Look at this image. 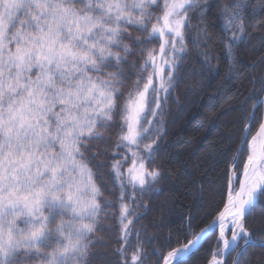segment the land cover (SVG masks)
I'll use <instances>...</instances> for the list:
<instances>
[{
	"label": "snow or ice",
	"instance_id": "6c2138e0",
	"mask_svg": "<svg viewBox=\"0 0 264 264\" xmlns=\"http://www.w3.org/2000/svg\"><path fill=\"white\" fill-rule=\"evenodd\" d=\"M201 4L164 0L161 17L160 0H0V264H94L95 234L109 217L117 246L105 264H187L211 235L206 264H227L233 252L232 264H258L264 229L250 231L246 220L264 200V98L255 94L233 109L235 149L212 182L219 199L203 219L194 225L189 216L181 233L150 252L144 245L156 238L141 241L146 229L130 227L144 197L160 191L162 129L194 9V47L207 31L211 5ZM260 15L264 5L249 11L244 0L221 8L230 71L249 30L264 29ZM258 83L264 93V79ZM98 156L112 161L111 188Z\"/></svg>",
	"mask_w": 264,
	"mask_h": 264
},
{
	"label": "trees",
	"instance_id": "16d2710c",
	"mask_svg": "<svg viewBox=\"0 0 264 264\" xmlns=\"http://www.w3.org/2000/svg\"><path fill=\"white\" fill-rule=\"evenodd\" d=\"M207 2L211 8L205 13L202 26H206L207 31L199 37L202 41L199 49L193 46L192 38L196 37V25L200 24L196 17L200 13L198 9L189 13L192 17V33L186 40L187 54L180 61L183 67L179 82L168 101L169 113L165 117L161 151L157 158V163L164 171L163 179L156 185L160 191L155 194L148 193L144 197L146 208L139 209V220L131 217L133 225L130 227H134L137 232L141 228L146 229L139 237L141 241L156 238L151 244L144 245L148 252L152 246L159 247L157 240L164 241L170 234L175 238L181 233L189 216L194 218V225L198 224L210 210L213 199H219V183L212 182L222 175L224 167L228 165L229 149H235L234 118L237 112L233 109L250 94L263 97L258 81L264 79V29L257 27L249 30L243 43L236 49V67L230 71V64L224 53L226 37L221 32V21H226L227 18H221L220 12L232 0ZM244 2L247 3L249 11L264 5V0ZM160 13L161 8L156 15ZM258 20L264 22V15H260ZM133 35L140 38L145 36L141 32H133ZM199 53H206L207 56ZM206 64L211 67L212 72L208 71ZM93 144L104 147V144L96 141ZM108 149L109 155L115 151L114 137ZM95 150L94 147L93 151ZM96 162L105 164L103 183L111 188V169L107 165L112 161L108 157L98 156ZM115 193L116 190L112 189V195L106 193L105 198L114 200ZM109 211L118 215V209ZM246 220L250 231L264 229V200L260 201V207ZM101 223L104 228L95 234L94 249L101 256L97 257L94 264H105L104 254L111 258V250L117 246L113 232L109 231L113 228V218L109 217ZM255 235L257 240L262 238L259 231ZM131 239L135 242L136 235ZM214 243L215 235L209 236L187 264H206L208 249ZM261 251L253 247L248 249L249 253ZM235 258L236 252L231 253L227 257V264H232ZM240 264H245V260L242 259ZM258 264H264V256L258 257Z\"/></svg>",
	"mask_w": 264,
	"mask_h": 264
},
{
	"label": "rangeland",
	"instance_id": "374dc122",
	"mask_svg": "<svg viewBox=\"0 0 264 264\" xmlns=\"http://www.w3.org/2000/svg\"><path fill=\"white\" fill-rule=\"evenodd\" d=\"M168 2L170 3L171 0H168ZM160 3H161V13L159 14L161 17H162V10H163V3H164V0H160ZM264 98V93H263V97Z\"/></svg>",
	"mask_w": 264,
	"mask_h": 264
}]
</instances>
